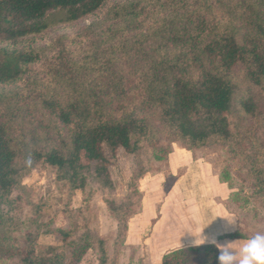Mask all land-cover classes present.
<instances>
[{"label": "trees", "instance_id": "trees-1", "mask_svg": "<svg viewBox=\"0 0 264 264\" xmlns=\"http://www.w3.org/2000/svg\"><path fill=\"white\" fill-rule=\"evenodd\" d=\"M107 1L0 0V206L11 205V193L24 190V177L39 164L54 169L70 195L85 191L89 179L109 187L108 153L114 155L118 148L135 152L153 112L187 150L226 145L245 170L250 195L264 209V142L254 135L257 128L264 133V111L258 110L253 96L240 99L256 126L241 139H229L224 115L233 104L236 86L230 76L238 68L252 90L264 96V0H231L236 3L225 20L209 19L206 4L195 7L174 0V16L153 31L140 19L141 1L124 0L113 6L112 18L95 25L96 50L107 33L106 41L118 37V45L126 44L119 50L131 43L127 52L134 50L146 62V68L135 72V81L112 59L92 65L71 61L61 39L50 45L56 56L46 58L49 79L40 77L33 66L42 60L43 48L24 43L53 26L95 14ZM108 20L116 21L101 30ZM145 45L151 50L144 52ZM110 47L116 49L114 43ZM27 115L38 117L39 126L22 128ZM107 204L117 219L122 205ZM10 211L0 215V226H7L0 235L5 257H18L21 264H68L92 249L97 264H112L106 240L89 229L79 233L75 214L69 212L70 225L58 230L68 246L63 244L50 257L36 256L33 243L39 228L32 232L27 227L20 245L12 233Z\"/></svg>", "mask_w": 264, "mask_h": 264}, {"label": "rangeland", "instance_id": "rangeland-1", "mask_svg": "<svg viewBox=\"0 0 264 264\" xmlns=\"http://www.w3.org/2000/svg\"><path fill=\"white\" fill-rule=\"evenodd\" d=\"M123 1L108 0L95 14L74 23L53 26L32 43L26 41L24 44L43 48L42 60L33 70L39 71L43 79H49L46 58L56 56L50 45L61 39L71 52V61L92 65L95 61L112 59L127 78L135 81L138 77L135 72L146 68V62L134 50L127 52L131 43L126 50H119L126 44L118 45V37L106 41L107 33L96 50L99 31L95 30V25L112 18L113 6ZM140 1L144 10L140 19L151 31L165 27L167 20L174 16V0ZM184 2L195 7L206 4L211 20L227 19L229 9L236 3L231 0ZM238 14H241L239 10ZM115 21L102 23L101 30L106 31ZM111 43L116 49L110 47ZM153 44L157 46V42ZM149 50L145 45L144 52ZM96 54L97 59L93 58ZM230 77L236 91L233 104L224 115L229 123V139H241L256 126L254 117L244 113L240 99L251 95L258 110L264 111V96L252 90L241 68L233 71ZM148 118L150 125L145 134L138 136L135 152L118 148L114 155L108 153L111 184L107 188L89 179L85 191L77 190L70 195L68 186L57 181L56 171L51 167L39 164L30 171L22 181L24 190H14L10 195L11 205L0 206V215L10 207L14 216L12 233L18 237L20 245L28 227L32 232L39 228L33 243L38 257H50L63 244L68 246L58 232L70 225L68 212L75 214L79 233L89 229L106 240L112 264H216L219 245L218 248L207 242L194 245L193 241L207 236L221 245L229 243L232 250L238 252L244 242L217 240L220 235L216 234L222 231L215 229H219L220 223L229 231V227L233 229L223 234L236 232L241 235L240 239H250L257 232H264V209L250 195L251 184L245 179V170L227 153L226 145L187 150L173 133L163 129L156 113L150 112ZM38 121V117L27 115L21 127L28 131L32 125L39 126ZM254 135L264 142L262 129L257 128ZM110 201L122 205L117 219L108 209ZM214 219L219 222L213 229ZM6 227L0 226V235ZM2 253L0 264H21L20 258L10 259ZM68 264H97V253L89 249L80 261L74 259Z\"/></svg>", "mask_w": 264, "mask_h": 264}, {"label": "clouds", "instance_id": "clouds-1", "mask_svg": "<svg viewBox=\"0 0 264 264\" xmlns=\"http://www.w3.org/2000/svg\"><path fill=\"white\" fill-rule=\"evenodd\" d=\"M208 244L219 245L216 255V264H264V232H257L245 241L239 251H233L229 243L218 244L215 239L201 236L200 241H193L194 245Z\"/></svg>", "mask_w": 264, "mask_h": 264}, {"label": "crops", "instance_id": "crops-1", "mask_svg": "<svg viewBox=\"0 0 264 264\" xmlns=\"http://www.w3.org/2000/svg\"><path fill=\"white\" fill-rule=\"evenodd\" d=\"M219 221H217L216 219H214V221L212 222V224H214V225H212V228L215 226V224L216 223H218ZM221 224V225H220ZM219 224V227H217V228H219V229H215L216 231H222V232H219V233H217L216 234V236L218 237V235H220L218 238H217V240L218 241H224V240H229V241H235V242H245V241H247L248 239H240V238H231V237H229V235L231 234V233H225V234H223V231H228V232H231L233 229H232V227H229V228H231V230L229 231V229L226 227L225 228V226L223 225V223H220ZM218 225V224H217ZM221 227V228H220ZM205 229H208V227H206L205 226ZM214 229V228H213ZM210 232H214V230L213 231H211V229H210ZM216 233V232H215ZM211 237L213 238V237H215V235H213V233L211 234Z\"/></svg>", "mask_w": 264, "mask_h": 264}]
</instances>
